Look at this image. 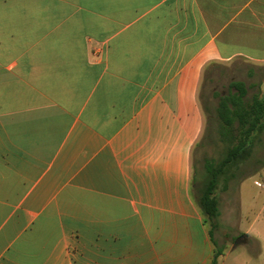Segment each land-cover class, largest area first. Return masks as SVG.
<instances>
[{"label":"crops","instance_id":"1","mask_svg":"<svg viewBox=\"0 0 264 264\" xmlns=\"http://www.w3.org/2000/svg\"><path fill=\"white\" fill-rule=\"evenodd\" d=\"M241 57L264 0H0V264H213L199 91ZM254 223L218 264H264Z\"/></svg>","mask_w":264,"mask_h":264},{"label":"rangeland","instance_id":"2","mask_svg":"<svg viewBox=\"0 0 264 264\" xmlns=\"http://www.w3.org/2000/svg\"><path fill=\"white\" fill-rule=\"evenodd\" d=\"M211 65L216 66L209 68V65L205 69L199 91V102L205 114V124L203 134L193 150L191 196L195 202L198 189L206 180L204 159L212 158L219 161L225 154V146L219 136L221 124L216 112L220 96L228 95L230 84L233 81L246 82L252 88L251 93L258 91L263 93L264 91V62H254L241 57ZM253 171L255 172L252 175L243 179L244 174ZM255 181L264 184V135L262 142L256 144L254 158L250 163L242 166L240 170H234L233 176L228 182L221 179L220 185L214 193V197L218 201L220 215L216 220V227L213 229V238L217 249L222 253L229 250L235 251L238 247L234 249V242L241 236H248V234H242L240 230L249 229L255 221L253 227L264 231V213L260 214L261 211H264V188L256 186ZM241 197L243 198L242 205L239 201ZM207 223L211 228L210 221L207 220ZM247 245L246 243L242 244L237 249L238 253L244 250ZM238 253L227 257L224 264H238L234 262Z\"/></svg>","mask_w":264,"mask_h":264},{"label":"trees","instance_id":"3","mask_svg":"<svg viewBox=\"0 0 264 264\" xmlns=\"http://www.w3.org/2000/svg\"><path fill=\"white\" fill-rule=\"evenodd\" d=\"M215 66L210 65L209 68ZM251 89L244 81L231 82L230 92L226 96H220L216 109L221 124L219 136L225 146V154L219 161L212 158L204 159L206 180L198 189L196 198L197 205L211 223V238L220 215L214 193L221 179L228 182L234 170H240L242 166L250 163L254 158L256 144L262 142L264 135V91L251 93ZM254 172L244 174L243 179ZM222 255L223 253L217 249L213 264H218Z\"/></svg>","mask_w":264,"mask_h":264},{"label":"water","instance_id":"4","mask_svg":"<svg viewBox=\"0 0 264 264\" xmlns=\"http://www.w3.org/2000/svg\"><path fill=\"white\" fill-rule=\"evenodd\" d=\"M249 238L248 236H241L240 238L237 239V241L234 242V249L239 247L240 245L246 243L247 239Z\"/></svg>","mask_w":264,"mask_h":264},{"label":"built area","instance_id":"5","mask_svg":"<svg viewBox=\"0 0 264 264\" xmlns=\"http://www.w3.org/2000/svg\"><path fill=\"white\" fill-rule=\"evenodd\" d=\"M257 186H258L259 188H264V184L261 183V182H258V183H257Z\"/></svg>","mask_w":264,"mask_h":264}]
</instances>
